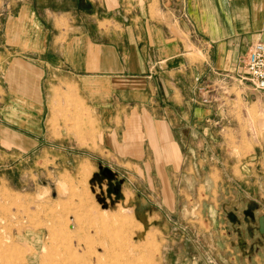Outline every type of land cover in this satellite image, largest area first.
I'll return each mask as SVG.
<instances>
[{"label":"crops","instance_id":"obj_1","mask_svg":"<svg viewBox=\"0 0 264 264\" xmlns=\"http://www.w3.org/2000/svg\"><path fill=\"white\" fill-rule=\"evenodd\" d=\"M6 5L0 137L23 138L42 152L56 148L67 156L71 146L79 148L80 161L123 182L121 193L132 189L139 201L165 207L169 217L180 204L207 207L208 233H224L226 201L227 220L246 212L225 190L258 174L264 178V145L253 143L238 158L225 150V129L245 121L246 109L264 112V91L242 83L245 57L253 44L264 43V0ZM55 90L77 101L79 136L63 130L53 135ZM204 96L206 105L199 103ZM258 126L264 129V119ZM144 187L151 197L141 193Z\"/></svg>","mask_w":264,"mask_h":264},{"label":"rangeland","instance_id":"obj_2","mask_svg":"<svg viewBox=\"0 0 264 264\" xmlns=\"http://www.w3.org/2000/svg\"><path fill=\"white\" fill-rule=\"evenodd\" d=\"M10 2L0 0V23ZM76 103L70 92L55 90L50 121L55 137L61 130L81 134ZM246 116L231 127L233 131L225 129V150L238 158L252 151L253 143L264 145V129L258 126L264 112L253 107L246 109ZM4 135L0 137V264H264L260 174L225 190L248 214L227 220L230 201H226L224 233L214 228L208 233L207 207L180 204L178 213L169 217L161 210L165 207L139 201L132 189L121 193L123 182L109 170L80 161L84 157L76 155L83 152L79 148L71 146L70 156L56 148L42 152L23 138ZM140 191L152 196L148 187Z\"/></svg>","mask_w":264,"mask_h":264},{"label":"built area","instance_id":"obj_3","mask_svg":"<svg viewBox=\"0 0 264 264\" xmlns=\"http://www.w3.org/2000/svg\"><path fill=\"white\" fill-rule=\"evenodd\" d=\"M242 66L244 71L242 83L255 91H264V43L258 42L252 45ZM199 103L206 105L208 98L201 97Z\"/></svg>","mask_w":264,"mask_h":264},{"label":"water","instance_id":"obj_4","mask_svg":"<svg viewBox=\"0 0 264 264\" xmlns=\"http://www.w3.org/2000/svg\"><path fill=\"white\" fill-rule=\"evenodd\" d=\"M105 172H107V170H105ZM106 177H107L108 179H110V177H108V176H106ZM114 191H115V190H114ZM114 193H115V192H114ZM247 214H248V212H245V213H244V215H247ZM229 220L232 221V222L234 221V218H232V215L229 217Z\"/></svg>","mask_w":264,"mask_h":264}]
</instances>
